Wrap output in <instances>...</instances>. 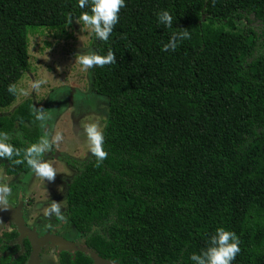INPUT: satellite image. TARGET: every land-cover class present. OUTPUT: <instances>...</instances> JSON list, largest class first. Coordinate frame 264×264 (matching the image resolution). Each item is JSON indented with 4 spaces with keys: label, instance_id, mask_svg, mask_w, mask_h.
Wrapping results in <instances>:
<instances>
[{
    "label": "trees",
    "instance_id": "obj_1",
    "mask_svg": "<svg viewBox=\"0 0 264 264\" xmlns=\"http://www.w3.org/2000/svg\"><path fill=\"white\" fill-rule=\"evenodd\" d=\"M125 3L107 43L90 34V51L116 55L88 70L89 91L107 101L108 155L67 161L65 220L113 264H193L218 227L240 239L233 264H264V0ZM164 10L172 28L158 23ZM82 12L77 0H0V108L29 69L30 34L68 37ZM183 29L190 38L162 51ZM35 115L29 97L0 113V132L21 152L0 158L7 174L31 169L23 150L40 139ZM56 264L95 260L63 250Z\"/></svg>",
    "mask_w": 264,
    "mask_h": 264
},
{
    "label": "rangeland",
    "instance_id": "obj_2",
    "mask_svg": "<svg viewBox=\"0 0 264 264\" xmlns=\"http://www.w3.org/2000/svg\"><path fill=\"white\" fill-rule=\"evenodd\" d=\"M40 28H32L30 32ZM67 31L68 37L54 36V31L49 29L30 34L29 69L15 85V100L0 108V113H7L22 99L29 97L35 110L42 108L49 116L43 122L44 127H41L40 121L36 122L40 135L54 136L60 133L63 136L62 141L53 145L43 157L56 172L54 181H47L32 169L24 174H7L4 166L0 165V180L5 179L9 186L21 188L22 197L31 204L30 216L36 218L38 215L39 228L44 226L46 220L50 222L48 209L53 202L59 204L62 215H65V192L75 172L67 161H82L91 155L84 126L93 122L104 126L108 115L106 99L89 91L88 70L75 63L77 54L90 51L91 32L82 28L76 20ZM36 84L39 86L33 87ZM52 216L54 220L55 215ZM27 221L30 223L29 219ZM68 233L79 235L72 225H69Z\"/></svg>",
    "mask_w": 264,
    "mask_h": 264
},
{
    "label": "clouds",
    "instance_id": "obj_3",
    "mask_svg": "<svg viewBox=\"0 0 264 264\" xmlns=\"http://www.w3.org/2000/svg\"><path fill=\"white\" fill-rule=\"evenodd\" d=\"M77 6L81 9L87 6L90 12H82L79 18L75 19L76 22L82 25V28L89 30L97 40L107 43L113 33L114 26L119 21V12L126 6V3L125 0H77ZM72 20L69 17V23ZM158 23L166 28H172L174 24L173 15L167 10L159 12ZM189 38L190 33L187 29L177 30L170 36L168 42L163 44L162 51H175L178 42ZM75 63L81 65L85 70H90L94 67L103 68L106 65L116 63V55L111 49L103 55L94 51H87L84 54H77ZM38 86L39 84H36L33 87ZM8 91L14 93V85H9ZM35 119L41 122V127H44L43 122L47 121L49 116L41 108L36 110ZM104 127L106 125L101 126L93 122L86 124L83 129L87 139V148L90 154L96 157L97 165L102 163L108 155L103 147L105 141ZM62 139L63 136L60 133H56L54 136L45 134L40 137L38 142L29 145L23 150V159L27 165L31 167L36 175L50 182L54 181L56 172L51 164L45 162L43 157L53 145L58 144ZM8 141V134L0 132V158L11 159L14 155L20 156V150L15 149ZM21 162L20 160L16 161V163ZM10 191L11 189L7 184H0V202H6V197ZM48 215H55L58 220H64L61 208L57 202L51 204ZM240 252L238 235L234 231L218 227L209 237L207 248L201 250L199 254H191L189 259L193 264H233Z\"/></svg>",
    "mask_w": 264,
    "mask_h": 264
},
{
    "label": "flooded vegetation",
    "instance_id": "obj_4",
    "mask_svg": "<svg viewBox=\"0 0 264 264\" xmlns=\"http://www.w3.org/2000/svg\"><path fill=\"white\" fill-rule=\"evenodd\" d=\"M0 184L10 185L5 179L3 181L0 180ZM9 188L11 191L7 195L5 203L10 205L12 209L17 208V210L21 212L25 227L29 232H33L34 237L41 238L46 235H54L70 241H82L80 235L76 236L68 233V227L71 224L65 220V215L64 220H58L56 217L53 220V216L50 215V222L46 220L44 226L39 228L40 222L36 219L38 215L36 218L30 216L31 204L22 197L23 192L21 188L11 186H9ZM28 219L30 223L27 221ZM27 246L29 250L28 254L25 256ZM63 250L66 249H60L59 246L52 241H46L44 244H40L38 248L39 258L36 264H56L57 256ZM31 251L32 244L29 239V233H23L21 236L17 226L8 217H5L3 220L0 218V264H13L20 257L24 256L25 260L23 264H28Z\"/></svg>",
    "mask_w": 264,
    "mask_h": 264
},
{
    "label": "water",
    "instance_id": "obj_5",
    "mask_svg": "<svg viewBox=\"0 0 264 264\" xmlns=\"http://www.w3.org/2000/svg\"><path fill=\"white\" fill-rule=\"evenodd\" d=\"M5 217H8L16 226L17 229L22 236L23 233H29V239L32 244V251L30 253L28 264H36L38 259V248L40 244H44L46 241H52L59 246L60 249L66 250H77L80 249L89 255H91L95 264H113L112 262L106 261L105 259L98 258L95 253L88 250L82 241H70L66 240L62 237H56L54 235H46L41 238L34 237L33 232H29V230L25 227L23 223V219L21 217V212L16 209H12L10 205L5 202H0V218L3 220Z\"/></svg>",
    "mask_w": 264,
    "mask_h": 264
}]
</instances>
